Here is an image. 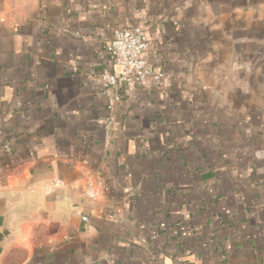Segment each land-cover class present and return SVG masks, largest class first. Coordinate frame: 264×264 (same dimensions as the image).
<instances>
[{
    "label": "crops",
    "instance_id": "1",
    "mask_svg": "<svg viewBox=\"0 0 264 264\" xmlns=\"http://www.w3.org/2000/svg\"><path fill=\"white\" fill-rule=\"evenodd\" d=\"M0 132V264H264V0H0Z\"/></svg>",
    "mask_w": 264,
    "mask_h": 264
},
{
    "label": "built area",
    "instance_id": "2",
    "mask_svg": "<svg viewBox=\"0 0 264 264\" xmlns=\"http://www.w3.org/2000/svg\"><path fill=\"white\" fill-rule=\"evenodd\" d=\"M148 50L149 43L142 26H125L114 29L106 45V52L112 65L119 70L115 75L108 70H103L99 76L104 84L106 96V117L103 126L106 144L109 143L114 132L113 114L121 101V92L140 87L148 77L155 82L162 77L160 74L153 73L147 61ZM47 191H50V188ZM86 220L83 218V221Z\"/></svg>",
    "mask_w": 264,
    "mask_h": 264
},
{
    "label": "water",
    "instance_id": "3",
    "mask_svg": "<svg viewBox=\"0 0 264 264\" xmlns=\"http://www.w3.org/2000/svg\"><path fill=\"white\" fill-rule=\"evenodd\" d=\"M15 233L12 232L8 227H7V223L4 224V226H2L1 230H0V251L2 249V247L4 246V244L12 239L15 238Z\"/></svg>",
    "mask_w": 264,
    "mask_h": 264
}]
</instances>
